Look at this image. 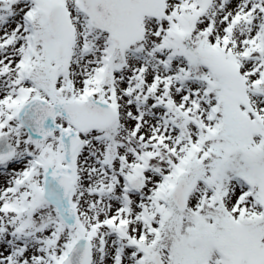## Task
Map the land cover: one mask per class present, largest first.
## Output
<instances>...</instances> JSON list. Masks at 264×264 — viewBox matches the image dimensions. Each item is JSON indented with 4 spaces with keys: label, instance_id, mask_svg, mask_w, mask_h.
Segmentation results:
<instances>
[{
    "label": "snow or ice",
    "instance_id": "snow-or-ice-1",
    "mask_svg": "<svg viewBox=\"0 0 264 264\" xmlns=\"http://www.w3.org/2000/svg\"><path fill=\"white\" fill-rule=\"evenodd\" d=\"M0 264H264V0H0Z\"/></svg>",
    "mask_w": 264,
    "mask_h": 264
}]
</instances>
